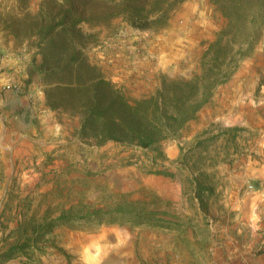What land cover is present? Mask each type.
I'll list each match as a JSON object with an SVG mask.
<instances>
[{
	"label": "rangeland",
	"instance_id": "1",
	"mask_svg": "<svg viewBox=\"0 0 264 264\" xmlns=\"http://www.w3.org/2000/svg\"><path fill=\"white\" fill-rule=\"evenodd\" d=\"M42 10L43 16H37ZM64 13H67L69 23L76 22L77 27L97 35L94 42L86 47L88 56L101 66L109 79L125 85L130 95L140 97L154 93L164 76L168 80L189 78L161 72L157 74L160 83L154 90L134 91L121 80L110 76L96 54L103 45L112 47L110 45L125 40L137 43L141 39L162 33L168 24L155 30L134 28L119 17L107 21L108 9L95 4L81 7L77 3L62 5L61 0H0V57L6 55L8 51L16 53L24 59V75L26 72L29 73L26 78L21 75V80L3 83L0 94L5 96L17 94L27 99L30 103L31 120L26 132L29 140L16 136L14 130L12 131L14 124L8 131L10 136L0 140V264L19 256H24L28 264H51L59 258L56 254H59L62 260L70 262L71 254L66 251L64 244H68L74 231L95 232L113 223L140 225L133 223L132 216L128 214L112 213L120 205L130 206L136 201L141 203L135 206L167 210L175 215L176 218L161 215L154 218L164 217L173 223L165 225L174 229L172 236L174 259L195 258L196 250L202 241L203 244H210L208 231L205 233L198 231L197 235L195 230L194 234L190 230L203 222L199 210L203 207L191 196L201 178L202 172L199 169L211 164L231 162L227 161L230 156L220 157V151L239 153L240 156L246 154L258 156V142L254 143V139L261 138L264 142V108L258 109L254 116L255 124L251 126L253 129L249 134L245 132H248L250 126H242L239 134L236 129L235 131L231 129L235 135L230 134L228 139H222L218 133L199 139L201 135L211 134L214 130L227 132L228 127L221 125L220 122L212 123L202 133L189 139L183 138L190 133L188 122L196 118L198 111L207 102L198 108L195 117L186 121L181 129L171 132H161L157 129L156 142L150 148L122 144L113 140L100 143L95 138H87L81 131L82 114L75 109L53 108L46 94L48 81L32 68L34 61L39 64L43 58L35 43L43 18L58 15L56 18L58 21ZM238 46L239 44H236V47ZM260 47L263 50H258ZM258 51L262 55L256 68L262 76L261 82L264 83V37L257 43L252 54ZM244 58L236 57L237 67L232 69V74L242 65ZM200 71L201 68L198 72ZM220 85L216 87L214 93ZM254 95L259 97V91ZM200 97L199 94L192 101L197 103ZM32 107H35L34 111L31 110ZM45 109L49 112H44ZM40 112L46 115L55 112L60 115L62 118L60 123L63 126L68 125V132L77 135L78 138L64 142L62 147L50 148L43 145L42 141H38L39 138L45 137L53 129L57 130L54 128L55 124L46 126L41 121L38 116ZM169 112L174 113L175 109L170 107ZM2 131L4 122L0 119V132ZM59 131L63 132L62 128ZM22 132L26 134L25 131ZM66 137L69 139L70 135L67 134ZM168 140L178 143L181 154L177 158H168L166 153ZM208 149L217 151L215 154H211L212 151L207 154L200 153ZM233 158L237 157L233 155ZM163 169L172 173L164 176H167L169 181L168 188L173 193V200L167 201L150 187L151 180L160 175L153 171ZM180 183L183 185L182 193L178 187ZM98 212L101 213L98 217L60 219L63 213L71 215ZM47 221L53 222L49 229L37 234L36 230L41 229V225ZM142 224L164 226L156 222ZM25 243H28V246H25Z\"/></svg>",
	"mask_w": 264,
	"mask_h": 264
},
{
	"label": "crops",
	"instance_id": "2",
	"mask_svg": "<svg viewBox=\"0 0 264 264\" xmlns=\"http://www.w3.org/2000/svg\"><path fill=\"white\" fill-rule=\"evenodd\" d=\"M224 22L225 18L210 0L202 3L186 0L172 13L162 33L137 43L125 40L110 45L112 47L103 45L96 54L114 79L121 80L134 91L149 92L160 83L158 73L190 77L198 72L202 55ZM260 55L262 53L258 51L244 58L231 79L220 85L210 101L198 111L196 118L188 122L190 133L183 138L189 139L202 133L214 122L228 127V131L214 130L211 134L201 135L199 139L215 133L220 134L222 139H228L230 134L235 135L231 129H236L239 134L242 126H250L245 132L249 134L258 109L264 108V83L256 68ZM23 62L24 59L14 52L8 51L0 57V87L5 82L21 80V75L25 78L29 75L28 72L26 75L23 73ZM257 91L259 97L254 95ZM29 105L27 99L17 94H0V119L4 122L0 140L10 136L8 131L13 124L15 127L12 131L16 136L29 140L26 133L31 123ZM34 108L31 110L34 111ZM44 112L49 111L45 109ZM50 113L52 115L40 112L38 116L46 126L55 124L57 131L53 129L38 141L54 148L78 138L68 132V125L60 123V115ZM60 128L63 132L59 131ZM67 134L70 135L69 139ZM255 142H258V156L220 151V157L230 156L227 161L231 162L199 169L202 172L197 187L199 193L194 191L191 196L203 207L199 208L203 222L190 230L192 234L195 230L197 235L198 231H208L210 244H203L202 241L195 258H173L172 227L113 223L95 232L74 231L68 244H64L71 254L70 262L56 254L59 258L51 264H264V142L261 138L254 139ZM166 146L168 158L174 159L181 154L178 143L168 140ZM211 151L208 149L200 153ZM216 151L213 150L211 154ZM233 155L237 158L234 159ZM168 182L167 176L161 174L150 182V187L167 201L173 200ZM163 183L165 186H162ZM249 185H253V189L248 190ZM178 187L182 193L183 185L180 183ZM9 263L28 264L24 256L10 259L5 264Z\"/></svg>",
	"mask_w": 264,
	"mask_h": 264
},
{
	"label": "trees",
	"instance_id": "3",
	"mask_svg": "<svg viewBox=\"0 0 264 264\" xmlns=\"http://www.w3.org/2000/svg\"><path fill=\"white\" fill-rule=\"evenodd\" d=\"M58 1V0H57ZM185 0H61L64 3L90 4L106 7L108 19L122 18L134 28L159 29L168 24L172 13ZM226 20V25L209 43L201 57V71L189 78L168 80L149 95L134 97L127 87L109 79L99 64L90 59L86 47L97 37L69 23L67 13L44 17L35 43L42 54V62L32 68L48 81L47 99L53 108L78 110L82 116L81 131L87 138L100 143L110 140L122 144L150 148L156 142V132L182 128L195 117L198 108L209 101L214 90L227 81L236 69V57L252 54L264 37V0H210ZM42 10L37 16L42 17ZM51 19V20H50ZM236 44H239L236 47ZM201 95L199 101L192 100ZM170 107L175 109L170 113ZM171 175L167 169L153 171ZM199 188H196L198 193ZM141 203L135 202V204ZM120 205L119 214L132 216V222H156L172 225L161 217L171 216L167 210L148 209L146 206ZM101 213L62 214L60 219L98 217ZM45 222L36 233L45 232L52 225ZM28 246V243H25Z\"/></svg>",
	"mask_w": 264,
	"mask_h": 264
},
{
	"label": "built area",
	"instance_id": "4",
	"mask_svg": "<svg viewBox=\"0 0 264 264\" xmlns=\"http://www.w3.org/2000/svg\"><path fill=\"white\" fill-rule=\"evenodd\" d=\"M251 189H253V185L248 186V190H251Z\"/></svg>",
	"mask_w": 264,
	"mask_h": 264
}]
</instances>
